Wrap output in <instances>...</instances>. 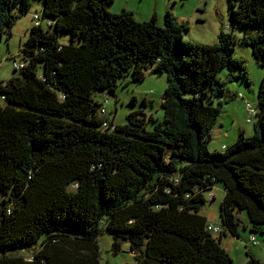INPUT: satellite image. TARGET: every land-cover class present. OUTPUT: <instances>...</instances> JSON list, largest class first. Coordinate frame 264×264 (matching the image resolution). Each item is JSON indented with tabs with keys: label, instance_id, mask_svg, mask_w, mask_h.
Masks as SVG:
<instances>
[{
	"label": "trees",
	"instance_id": "16d2710c",
	"mask_svg": "<svg viewBox=\"0 0 264 264\" xmlns=\"http://www.w3.org/2000/svg\"><path fill=\"white\" fill-rule=\"evenodd\" d=\"M43 1L48 29L41 20L32 28L24 68L0 85V264H102L104 232L116 254L127 242L137 264H233L221 242L247 228L240 214L250 238L264 236V83L249 114L254 135L241 132L223 152L209 148L223 107L213 104L226 83L250 85L233 56L238 44L264 66V0H228L230 19L256 35L221 32L215 46L184 41L186 27L170 13L161 28L156 15L140 23L109 13L115 0ZM31 8L32 0H0V39ZM148 68L166 76L164 126L147 130L141 113L125 126L109 122V101L94 94L115 96L120 80L141 82ZM216 184L225 190L218 239L199 215ZM21 248L29 252L10 254Z\"/></svg>",
	"mask_w": 264,
	"mask_h": 264
},
{
	"label": "rangeland",
	"instance_id": "374dc122",
	"mask_svg": "<svg viewBox=\"0 0 264 264\" xmlns=\"http://www.w3.org/2000/svg\"><path fill=\"white\" fill-rule=\"evenodd\" d=\"M43 4V0H32L30 12L16 21L11 36L4 35L0 39V85L20 75L19 71L14 70V63L22 62V48L28 40L30 31L35 26L33 16L38 15L41 26L48 29L47 23L50 22V19L43 17ZM108 9V12L113 15H121L124 11L131 13L140 23L148 22L156 15L158 26L161 28L165 26V16L170 13L178 24L185 25L184 41L203 46L217 45L221 32L233 34L238 40L244 36L238 32L241 29L248 30L249 35H256L253 30L242 28L230 19V2L228 0H115L108 6ZM226 26H230L229 32L225 30ZM71 40L70 34H62L58 39L61 45H69ZM233 56L244 62L250 85H246L242 78L232 83H226L225 95L214 99L213 106L222 103L223 107L218 123L211 133L212 141L209 148L212 152H223L224 145H234L242 130H245L246 138L254 135L253 123L248 124V120H253V118L247 112L246 103L252 104L254 109L257 108L258 95L264 83V66L258 64L250 48L242 47L239 44L235 47ZM229 74V70L225 69L219 74V79L224 82L229 78ZM233 75L237 76L238 73L234 71ZM166 87V76L153 74L149 69L143 81L134 82L131 76H126L120 80L115 96L97 92L94 94V99L97 102H102L105 99L109 101L108 117H106L109 122L114 121L117 126H125L129 124L128 115L141 113L146 116L147 130L152 131L158 124L164 126L162 102ZM240 94L244 99H232L234 95L239 97ZM185 95L187 98L191 97V94ZM256 120L255 117L254 121L256 122ZM222 124L224 129L221 127ZM226 132L229 136H225ZM213 192L215 194L214 201L209 203L207 200V204L199 215L206 218L208 225L223 229L220 205L225 190L222 184H216ZM208 195L209 193L206 195L207 198ZM240 217L243 225L247 228L239 227V238L231 234L223 237L221 247L230 256L233 264H247L248 253L264 264V236L256 234L259 246H250L249 221L244 214H240ZM219 237L220 235H214V238L218 239ZM113 242L114 237L106 232L98 238L99 261L102 264H137L127 242H120L121 248L117 254L113 251ZM27 252H29L28 249L21 248L11 251L10 254L23 256Z\"/></svg>",
	"mask_w": 264,
	"mask_h": 264
},
{
	"label": "built area",
	"instance_id": "2783aa9c",
	"mask_svg": "<svg viewBox=\"0 0 264 264\" xmlns=\"http://www.w3.org/2000/svg\"><path fill=\"white\" fill-rule=\"evenodd\" d=\"M33 20L35 21V26H39L40 25V19L38 15H34L33 16ZM25 66V63H14V69L15 70H21L23 69ZM247 109L248 112L251 116H255V111L252 107L251 104H247ZM249 124H252V120H248ZM223 150H225V147L223 148ZM213 198V196H210V200ZM208 231L214 235H220L222 233V229L213 225H209L208 226ZM249 243H251L252 246H259V242L256 240V238L251 237Z\"/></svg>",
	"mask_w": 264,
	"mask_h": 264
},
{
	"label": "crops",
	"instance_id": "0c3cea01",
	"mask_svg": "<svg viewBox=\"0 0 264 264\" xmlns=\"http://www.w3.org/2000/svg\"><path fill=\"white\" fill-rule=\"evenodd\" d=\"M221 127H222V129H224V125L223 124L221 125ZM224 133H225V131H224ZM242 133H244V135H245V133H246L245 130H242ZM225 136H229L228 132H226ZM225 146L226 145H224L223 147H225ZM226 147H230V146H226Z\"/></svg>",
	"mask_w": 264,
	"mask_h": 264
}]
</instances>
